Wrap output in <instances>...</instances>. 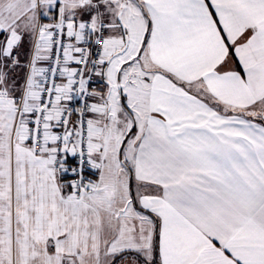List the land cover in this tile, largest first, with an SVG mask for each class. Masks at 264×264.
<instances>
[{
  "label": "snow or ice",
  "instance_id": "obj_1",
  "mask_svg": "<svg viewBox=\"0 0 264 264\" xmlns=\"http://www.w3.org/2000/svg\"><path fill=\"white\" fill-rule=\"evenodd\" d=\"M0 264H264V0H0Z\"/></svg>",
  "mask_w": 264,
  "mask_h": 264
}]
</instances>
